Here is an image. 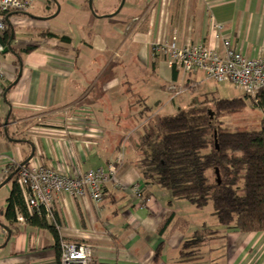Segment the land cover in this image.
<instances>
[{
    "label": "crops",
    "instance_id": "0c3cea01",
    "mask_svg": "<svg viewBox=\"0 0 264 264\" xmlns=\"http://www.w3.org/2000/svg\"><path fill=\"white\" fill-rule=\"evenodd\" d=\"M88 1L63 0L56 14L44 0V17L30 9L9 18L11 43L0 52L9 86L0 94V264H59L50 231L21 223V213L12 226L5 218L13 183L1 185L33 151L31 161L72 176L115 164L102 203L62 195L53 223L61 240L91 247L93 264H264V232L207 224L205 210L146 184L135 166L149 125L191 105L184 94L215 92L202 73L171 65L163 45L175 37L222 51L217 23L245 56H264V0ZM169 87L186 89L175 97Z\"/></svg>",
    "mask_w": 264,
    "mask_h": 264
},
{
    "label": "trees",
    "instance_id": "16d2710c",
    "mask_svg": "<svg viewBox=\"0 0 264 264\" xmlns=\"http://www.w3.org/2000/svg\"><path fill=\"white\" fill-rule=\"evenodd\" d=\"M47 36L59 38L52 33ZM60 39L70 41L67 37ZM10 43L7 30L2 44L9 48ZM32 50L27 48L22 54ZM8 89L9 86L3 92ZM248 99L213 98L205 106L161 117L141 136L135 166L146 184L170 192L174 200L186 201L199 210L211 205L221 227L258 233L264 232V91L251 98L254 108L263 115L257 128L232 131L223 122L226 116L245 114ZM16 171L12 169L8 174L14 175L5 218L12 226L18 223L21 213L31 227L50 231L60 264L57 227L48 222L45 213L29 214ZM196 243L197 236L185 246Z\"/></svg>",
    "mask_w": 264,
    "mask_h": 264
},
{
    "label": "built area",
    "instance_id": "2783aa9c",
    "mask_svg": "<svg viewBox=\"0 0 264 264\" xmlns=\"http://www.w3.org/2000/svg\"><path fill=\"white\" fill-rule=\"evenodd\" d=\"M35 2L36 0H0V41L5 39L10 16L27 15ZM212 29L222 43V51L210 48L203 42L180 45L174 37L162 47L170 64L188 75L202 73L208 81L233 85L247 97L255 98L264 91V56L248 58L223 34V25L213 23ZM3 49L0 42V52ZM6 77L5 70L0 66V94ZM170 90L175 93L176 88L172 87ZM19 167L20 165L17 169ZM16 174L29 214L42 216L45 213L46 219L51 223L55 222L62 195H69L74 199L89 198L100 204L104 200L106 186L117 181L114 163L72 176L30 161ZM133 191L142 198L139 185ZM19 221L25 223L26 219L21 216ZM60 264H93L91 247L85 243L61 240Z\"/></svg>",
    "mask_w": 264,
    "mask_h": 264
},
{
    "label": "rangeland",
    "instance_id": "374dc122",
    "mask_svg": "<svg viewBox=\"0 0 264 264\" xmlns=\"http://www.w3.org/2000/svg\"><path fill=\"white\" fill-rule=\"evenodd\" d=\"M45 1L49 2L52 5V8L54 11H56V14L59 12L60 7L63 3V0H45ZM88 3H89V1H88ZM35 6L37 8L36 7L31 8V10H32L31 13H33L37 16H40V17H44V0H41V3H38V4L36 3ZM39 7L42 8L41 13L37 12ZM35 8H36V10H34ZM204 85H206V87H209L210 89H213L215 92H213L211 94L209 92H206L205 88L200 87L195 92H192V93L190 92L188 94H184V96H183L184 98L188 97L190 95H193V98L191 100L192 101L191 105H189L188 107H185L184 110L198 108L202 105L205 106L207 104H210V100H212L213 98L233 99V98H240L242 96L241 91L239 89L231 86V85L217 84L215 82H208ZM171 88L172 87H169V89H168L170 92H171V90H170ZM185 89L186 88H184V87L176 89V91L174 93L175 97H177L178 93L179 94L181 92L183 93V91ZM243 96L247 97L244 94H243ZM249 99H251V98H249ZM247 104L248 105H247V110H246L245 114L229 115L223 119V122H224L227 129L235 131L237 129H244V128L255 129L259 126L261 119H262L261 114L259 113V111L255 110L251 101H247ZM171 114H173V113H171ZM3 193H5V192H3ZM3 195L4 194L0 195V207L4 206V204H5V200L2 198ZM201 213L203 214V218H204V220H206L207 224L211 225L213 223H217V219L214 216V210H213V207L211 205L205 211H203ZM210 227H212V226H210Z\"/></svg>",
    "mask_w": 264,
    "mask_h": 264
},
{
    "label": "water",
    "instance_id": "95a60500",
    "mask_svg": "<svg viewBox=\"0 0 264 264\" xmlns=\"http://www.w3.org/2000/svg\"><path fill=\"white\" fill-rule=\"evenodd\" d=\"M92 2H93V0H89L90 8H92ZM124 3H125V0L122 1L121 8L123 7ZM6 52H8V49L5 50V53H6ZM21 75H22V71H20L19 76H18L17 80L15 81L14 85H16V83L19 81ZM5 96H6V94H5ZM9 117H10V115L8 116V119H9ZM7 124H8V121L6 122V126H7ZM34 155H35V152L33 151L32 155H31V156H30V157H29L24 163H22V164L20 165V167L17 169L16 173L20 170V168H21L22 166H24V165H26L27 163H29V162L34 158ZM13 175H14V174H13ZM13 175H11V176L5 181V183H3V184L1 185V187H4L5 185L9 184V183L11 182L12 178H13ZM8 234H9V236H8V240H7V242L10 240V238H11V236H12V233H11L9 230H8Z\"/></svg>",
    "mask_w": 264,
    "mask_h": 264
}]
</instances>
